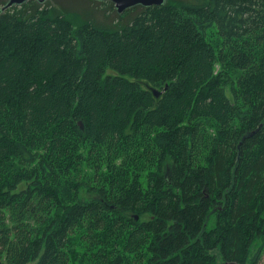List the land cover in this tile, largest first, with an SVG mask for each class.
Here are the masks:
<instances>
[{
	"label": "trees",
	"instance_id": "obj_1",
	"mask_svg": "<svg viewBox=\"0 0 264 264\" xmlns=\"http://www.w3.org/2000/svg\"><path fill=\"white\" fill-rule=\"evenodd\" d=\"M49 1L0 9V264H258L264 0Z\"/></svg>",
	"mask_w": 264,
	"mask_h": 264
},
{
	"label": "rangeland",
	"instance_id": "obj_2",
	"mask_svg": "<svg viewBox=\"0 0 264 264\" xmlns=\"http://www.w3.org/2000/svg\"><path fill=\"white\" fill-rule=\"evenodd\" d=\"M49 3L67 8L71 11L76 10L82 12L84 10H92V13L97 20L106 23L111 20V8L100 3L99 0H50ZM112 7L114 9L113 4ZM258 264H264V249L261 251Z\"/></svg>",
	"mask_w": 264,
	"mask_h": 264
},
{
	"label": "water",
	"instance_id": "obj_3",
	"mask_svg": "<svg viewBox=\"0 0 264 264\" xmlns=\"http://www.w3.org/2000/svg\"><path fill=\"white\" fill-rule=\"evenodd\" d=\"M28 0H7V2L2 6V8H0L1 10H4L8 7H11L13 5H21L23 3H25ZM38 3H44L46 0H36ZM110 2H112L116 12L118 14H121L122 12H124L126 9L137 6V5H141V6H152V5H162L166 2V0H108ZM153 93L155 94V96H158V91H156L155 89H152ZM80 126L82 127V124L79 123ZM135 218L137 219L138 216H135Z\"/></svg>",
	"mask_w": 264,
	"mask_h": 264
},
{
	"label": "bare ground",
	"instance_id": "obj_4",
	"mask_svg": "<svg viewBox=\"0 0 264 264\" xmlns=\"http://www.w3.org/2000/svg\"><path fill=\"white\" fill-rule=\"evenodd\" d=\"M167 1V0H166Z\"/></svg>",
	"mask_w": 264,
	"mask_h": 264
}]
</instances>
